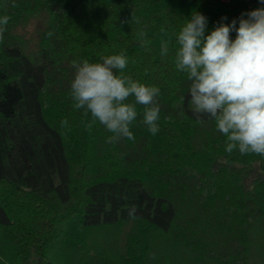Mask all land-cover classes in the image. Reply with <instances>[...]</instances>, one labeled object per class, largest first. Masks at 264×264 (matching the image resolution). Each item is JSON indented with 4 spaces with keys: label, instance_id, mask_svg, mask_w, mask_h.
<instances>
[{
    "label": "trees",
    "instance_id": "trees-1",
    "mask_svg": "<svg viewBox=\"0 0 264 264\" xmlns=\"http://www.w3.org/2000/svg\"><path fill=\"white\" fill-rule=\"evenodd\" d=\"M262 6L0 0V19L9 17L0 25V264H264V155L228 153L216 121L197 122L175 60L192 13L211 32ZM117 54L128 59L124 76L160 89L155 135L143 105L135 139L116 143L74 107L73 61ZM119 225L130 228L106 244L101 233Z\"/></svg>",
    "mask_w": 264,
    "mask_h": 264
},
{
    "label": "clouds",
    "instance_id": "clouds-1",
    "mask_svg": "<svg viewBox=\"0 0 264 264\" xmlns=\"http://www.w3.org/2000/svg\"><path fill=\"white\" fill-rule=\"evenodd\" d=\"M259 2L264 5V0ZM8 21L5 16L0 25ZM207 26V17L194 12L177 38L176 67L186 71L191 81L188 94L193 115L198 123L205 117L216 121L217 130L229 141L228 153L238 149L241 155H264V6L242 13L239 27L235 19L217 24L211 32ZM233 31L235 39L230 37ZM3 32L0 27V42ZM161 51L167 54V42L162 41ZM127 63L124 54L104 57L100 63L73 61L70 92L74 107L83 110L85 117L91 115L85 125L89 131L98 121L112 133L109 143L135 139L130 125L138 115L136 104L145 106L143 123L148 131L153 135L159 131L160 109L155 98L160 89L124 76ZM129 97L135 103H128ZM67 125V120L61 121L62 127ZM135 213L133 206L129 216L135 218Z\"/></svg>",
    "mask_w": 264,
    "mask_h": 264
},
{
    "label": "rangeland",
    "instance_id": "rangeland-1",
    "mask_svg": "<svg viewBox=\"0 0 264 264\" xmlns=\"http://www.w3.org/2000/svg\"><path fill=\"white\" fill-rule=\"evenodd\" d=\"M130 228V226L129 225H119V226H117V227H112V228H110L109 230H107V231H103L101 234H103V236H102V238H103V240H106L107 242H106V244H109V245H111V244H113V242H115L116 240H119L120 239V237H122L123 236V233H124V231H125V229H129ZM100 234V235H101ZM99 236V235H98ZM114 245V244H113ZM107 253V251H102L101 253L103 254V253ZM111 255L113 254L114 255V253L112 252V253H110ZM112 255V256H113ZM115 259H117V257L116 256H113Z\"/></svg>",
    "mask_w": 264,
    "mask_h": 264
}]
</instances>
